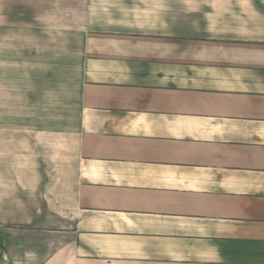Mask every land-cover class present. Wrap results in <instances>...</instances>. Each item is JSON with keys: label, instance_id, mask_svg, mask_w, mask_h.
I'll return each mask as SVG.
<instances>
[{"label": "crops", "instance_id": "0c3cea01", "mask_svg": "<svg viewBox=\"0 0 264 264\" xmlns=\"http://www.w3.org/2000/svg\"><path fill=\"white\" fill-rule=\"evenodd\" d=\"M75 2L20 96L69 139L68 205L0 227V264H264V0Z\"/></svg>", "mask_w": 264, "mask_h": 264}, {"label": "rangeland", "instance_id": "374dc122", "mask_svg": "<svg viewBox=\"0 0 264 264\" xmlns=\"http://www.w3.org/2000/svg\"><path fill=\"white\" fill-rule=\"evenodd\" d=\"M79 23L75 0H0V227L63 219L54 209L66 210L68 197L44 194L69 185V139L48 117H21L20 96L38 70L74 48Z\"/></svg>", "mask_w": 264, "mask_h": 264}]
</instances>
